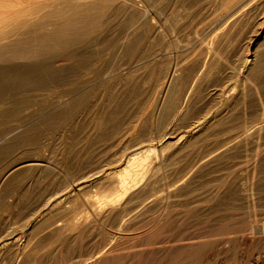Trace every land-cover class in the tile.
<instances>
[{"label": "rangeland", "instance_id": "1", "mask_svg": "<svg viewBox=\"0 0 264 264\" xmlns=\"http://www.w3.org/2000/svg\"><path fill=\"white\" fill-rule=\"evenodd\" d=\"M85 1L90 3L89 1L92 2L94 0H62V1L61 0H0V40L2 41L0 42L3 43V40L4 42H7L9 40L16 38L18 36L17 35L18 33L26 31L28 26L31 25V23H34L35 21L40 19L42 15L45 16L44 14L50 11L59 10L58 8H60L62 9V13H64L66 11L65 6L67 4L83 3ZM219 2H220L219 0H187V1L185 0H182V1L181 0H140L138 1L137 4L133 6H129V8L127 9L126 7H128L129 4L128 5L126 3L119 4L118 1H111V3L109 1H104L103 5L110 4V8H107L106 9L107 11L103 14V16H101L102 23L100 27L96 31H94L95 33H92L91 35L77 41L75 47L72 48L71 50L55 52L56 54L51 53V56L49 54L48 55L43 54L36 58H32L28 60L20 59V60L10 61V60H7V57L3 58V60L0 59V100L4 101L3 103L2 101H0L1 102L0 106L2 107V109L0 107V110H1L0 111V149L2 148L1 149L2 153L0 154V213H1L0 214V238L2 240H0V243L2 241L1 244H3L4 240H8L7 245L2 246L0 244V264H13V263L23 264L24 262H26L25 264H27L28 262L32 264L33 263L34 264H59L60 262H62L63 258H65L66 256L68 257H66L64 259L65 261L63 260V262L67 263L69 261L70 263L72 260H76L74 256L78 258L79 255L85 253L84 251H86L87 248L95 244L103 243L105 239L101 240V237L102 236L106 237L107 235L106 232L107 233L110 232L111 229H112V236H111L110 242L117 243L123 247L125 245L124 250L126 249L128 250L130 249L131 246H137L135 247V249H137L138 247H141L142 244L145 242H161L162 240L166 242V241L171 240L172 238L174 240L176 239V235L195 236V234H198L197 236H200V235L205 236V233H206L205 231H207L208 234L206 233V235L212 236L214 234H217V236H219L222 230L223 231L229 230L231 228H234V227H237L243 224L244 222L246 223L247 220H249L252 216H255L258 218H261L262 216L264 217V186H263L264 185V178H263L264 177V174H263L264 173V156H263L264 155L263 154L264 153L263 152L264 151V143H263L264 140L260 139L263 145L262 147V145L258 141V139L261 137L259 136L257 140L256 138H254V140L252 139V141L250 140L247 141V143L244 144L245 147L244 145H242V146H238L236 149H232L233 151L230 150V152H228L230 154L227 153L225 156H223V158L219 159L220 162L217 160V161H214L211 165H208V167L204 166V168L202 167L203 169L199 168L200 170L199 169L194 170L196 175L193 174L194 172L191 173L190 175L191 182H189L188 185H190V187L188 186V188L194 189L195 187V190L198 189L197 190L198 193L201 192V194H203V197L204 195L207 196L208 194L212 196L211 199L212 201L215 200L214 201L215 203L210 201L212 202L211 211H213L214 213L208 212L206 214H200L198 213L199 211L196 212L195 210H193L192 213L190 211L189 214L185 216L187 218L186 221L184 217L180 219L181 221L179 219H175L176 218L175 216L176 214V207H175L176 206V195H175L174 197L170 199V205L172 206L171 208L173 209L170 208L171 212L167 211L170 217L166 214V216L163 217L161 221L160 220L158 221L157 220L158 211L156 209H152V212L150 211L149 213H144L143 214L144 217L139 215V217L135 219L136 221L135 220L133 221L131 220L129 222L127 221L125 225H123V230L121 234H119L120 229L117 226H115L114 222L112 223V221H109L106 224L103 223V225L99 224L100 225L98 226V228H100L99 230L96 227L94 228L91 227L92 228L91 230L87 228L83 233H78V230L76 231L65 230V231L60 232V235H59L58 232L53 231L54 225L56 224L62 225V223H67L74 217L81 218V216L82 217L88 216L92 218L93 216L91 214V208L94 206V204L88 202L87 198H89L90 200H97V197H101L105 193L106 194L109 193L111 189L110 187L113 184H115L113 182L115 181V179L113 178L114 176L116 178V175L113 176L112 178L113 180L111 178H109V180L105 178L103 179L104 175L107 173H111V171L112 172L117 171L120 167H123L124 165L128 164L129 163L127 162L129 158L128 156L131 157L132 156L131 153L135 151H142L148 145L149 146L147 149H149V147L154 146L155 150L148 152L149 153L148 158L151 160L150 161L148 159V162L152 164H157L158 162L165 161L164 162L165 167L163 166L157 172V174L151 179L150 185L147 188L148 189L150 188L149 190H157V189L160 190L161 189L160 191L162 190L167 191L171 187L169 186L165 187L163 184H166L169 181L175 180L176 171L184 169L189 163H191L193 160L196 159L195 157L200 156L205 151L210 149V147H212L213 144L217 145L220 142V140L222 141L229 135H234L235 133L238 134L239 131H240L239 133L242 134L244 130H246L247 128L249 130L250 127L253 128V126L257 124L258 121L261 120V118L262 119L264 118V38L263 37L259 39L255 38V35L257 32H256V28H253L254 25L251 23L252 22L251 18L248 19V21L247 20L238 21V23H241V26L236 22L233 25L236 27V28L234 27V29L236 30L233 29V26H231L230 29L227 27L229 29L227 30L225 26V20L227 18L224 17L225 16L224 14L226 12L225 13L224 11L220 12V9L218 8V5H217L219 4ZM191 4H194V5H191ZM237 4H239V1L234 5L236 6ZM137 5L138 7H136ZM234 5L231 6V8L228 9V11L230 10L232 11V9H234L235 7ZM139 6L142 8H140ZM212 6L213 7L215 6V7L213 8ZM124 7L126 9H124ZM127 10L128 12H126ZM257 11L259 10L255 9V11L252 12L253 15L260 16L261 12H257ZM217 13L218 14L220 13L219 14L220 19H217L218 18ZM214 14H216V16ZM51 15L48 18L46 17L47 21L49 19L48 21L49 24L45 25L43 29L41 28V29H38L37 31L49 30L53 28V26L56 27L58 24H60V22L62 21V17L64 16L63 15L61 17L62 14L61 15L56 14L51 17ZM167 15L170 17L168 18ZM26 19H28V21ZM166 19L169 22H167ZM22 20H24L25 22L26 21L28 22L26 23L27 26L24 21H23L24 24L22 25L23 23L21 22ZM176 21L180 22V24L179 23L177 24ZM249 21H250V24L253 25V27L249 24ZM8 24H11V25L9 26ZM182 24L184 25L182 26ZM208 24H211V25H208ZM221 24H224V25L221 26ZM6 25L14 29L13 30L14 34L12 33L11 29L10 31H7L9 30V27L8 28L5 27ZM3 29H6V32L8 33L10 32L12 34L7 33L8 35H10L8 36L5 30ZM15 29H17L16 31L17 34H15ZM1 30H3L2 34H1L2 32ZM146 30H148V32ZM182 31H184V33H181ZM215 31H217V33ZM219 32L220 34L218 36ZM122 33H123V36H122ZM127 33L129 36L127 35V37H125L124 35H126ZM145 33L148 35H146ZM214 33H216L217 35H215ZM221 33H224L223 37H221L223 35ZM227 34L228 35L231 34V35L227 36ZM2 35L6 37H3ZM12 35H15V36H12ZM213 35L215 37L217 36L218 39H216L217 37L215 38ZM225 35L227 36V38L225 37ZM128 38L130 39V41L129 40L126 41V39ZM215 39L217 41H215ZM178 40L180 41L179 43H177ZM219 40H221L220 41L221 43L219 42ZM131 41L133 42L131 43ZM185 42H187L188 44L190 43V44L188 45ZM252 42L254 44H252ZM209 45H212V46L208 47ZM203 47L209 48L210 53L207 48L205 49ZM202 50L204 52H201ZM197 51H200L201 53ZM206 51L207 53H205ZM213 51H215L216 53L215 52L213 53ZM247 51L249 52L254 51L255 54H257L256 58L258 57V59H256L255 61L256 64L254 63V65L250 69V72L247 75L249 78L246 77L243 79V82H241L242 78H240V76H239V81L236 78H238L237 76L239 75V70H241L242 68V66L240 65H242L243 55H246ZM194 53H195V56H194L195 59L193 60L194 57L192 58V56ZM196 53H198L199 55L196 56ZM208 53H209L210 58L208 57ZM210 54H212L213 56L212 55L210 56ZM149 55L151 56V58ZM183 55L186 56L185 59L186 60L188 59L187 61H190L192 59L190 63H187V62H186L187 64L185 63L186 60L184 59ZM201 55L203 56L201 57ZM205 55L207 57H204ZM211 57L212 59H214V61L211 59ZM41 58L47 61H45L44 63L43 62L44 60ZM4 59H6V62ZM150 59L152 60L150 61ZM41 60H42V64H41ZM178 60L180 62H178ZM208 60L210 61L212 60L213 62L211 61L212 62L211 63ZM198 61L200 64L198 63ZM207 61L210 65L207 64ZM201 62H203L204 65L201 64ZM183 64H186V65L183 66ZM190 64H193V65H190ZM215 64H217V67ZM176 65L177 66L179 65V66L176 67ZM201 65L204 67H202ZM213 65H215V67ZM138 67L140 68L138 69ZM166 67L168 68V73H167ZM180 67L183 71L179 69ZM205 67L206 68L208 67L209 69L212 67L210 69L211 71L208 68L205 70L204 69ZM176 68L178 69L175 70ZM163 69H165L166 73L164 71L163 72L167 74L168 78L165 74H163L164 76L161 74L162 73L161 71ZM203 70H205V75L200 76L199 77L200 80L199 79L196 80L198 85L197 83H195L196 82L195 81L194 83L196 85L194 86V83H193V87H192L191 81L188 82L187 80L188 79L191 80L192 75L196 73V71L204 72ZM159 71L160 73H158ZM184 73H186L188 77ZM159 74H161V76H163L164 78L163 77L161 78ZM176 76H177L176 78L177 81L175 80V83H174L173 79ZM26 78H29V79H26ZM159 79L165 80V82L160 81ZM180 81L181 82L186 81V84L184 82L181 84ZM187 83L191 84V87H190L191 89H188L189 85ZM234 83H237L238 85ZM172 84L177 85V86L176 85L174 86V87H177V90L176 88L173 87ZM178 84L180 85L179 87H178ZM227 84L230 87L232 85L231 91H230L232 93L229 92L230 88L228 90V93H230V95L228 94L229 96L227 95V92H224V91L222 92V89H224L227 86ZM87 85L88 87H86ZM244 85H245V88H244ZM184 86L186 87V89ZM194 87L198 89L196 90V92H195ZM239 88L242 90H240ZM179 89L181 90L179 91ZM184 89L186 92L184 91ZM233 90L234 91L237 90V92H234ZM191 91H194V93L196 94H193ZM177 92L179 93V96L181 94L182 95L180 97L176 96L178 95ZM217 92H219L220 94H218ZM185 93L188 95L186 96ZM222 93H225V95ZM241 93L243 97L241 96ZM68 95L70 98L68 97ZM174 95L176 98L178 97L177 99L179 103L175 99ZM194 95L196 96V98ZM238 97H240V100H238L239 99ZM213 98L214 99L216 98V100H214ZM224 99L225 100L228 99L226 104L229 105L230 108L226 104L223 105V103L225 102ZM176 101L178 103L177 106L178 107L180 106L178 108V111L176 107ZM174 102L175 104H173ZM215 102L222 103V104L218 105L217 103L215 104ZM2 104L5 105L4 111H2L3 106H4V105L2 106ZM170 104L171 106L174 105V107L172 106L174 109L170 106ZM220 105H223V108H224V111L222 113L224 114L225 110H226V113L225 115L221 114L219 116L222 117L223 115V117L226 119H223L217 116L218 118L216 119L214 125H211L213 126V128H215V131L212 127L211 128L208 127L209 129L207 128L205 130V133L204 131H202L203 133L199 131H195L193 132L192 138L188 140V137L186 136L187 135L186 131L187 129L194 127V122L197 120V118L204 115L205 113L207 115L208 113H213V110ZM231 105H232V108H231ZM201 106L202 107L205 106V107L202 108ZM181 107L184 109L182 110ZM206 107L207 108L210 107V108L207 109ZM225 107H227L228 109ZM198 108H200V111H198L199 110ZM59 110L62 112L61 115L58 118L54 119L52 123L50 122L49 123L50 125L48 124L46 125L42 123L46 117H50L56 114L57 112H60ZM86 111H88V114H86ZM179 111L182 113H180ZM202 111L203 113H201ZM93 112H97V115L95 116L91 115ZM196 112H197V115H196ZM198 112L201 114H199ZM184 115L187 118H185ZM98 119L101 121H99ZM187 123H188L189 128L188 126H186ZM232 127L236 128V130L235 129L233 130ZM237 127L239 128L237 129ZM35 128L37 130H34ZM241 128L243 129V131ZM252 128H250V130ZM206 131L212 134V135L208 134L209 136L208 139L210 140V137H211V139L214 140V142L212 140L210 142L207 139ZM218 132L220 134L222 133V135H221V138L219 137L220 135L216 136L217 137L216 139L215 135L216 134L218 135L219 134ZM263 134H264V130L262 131V138L264 136ZM182 136L183 138H181ZM65 137H67L68 139ZM203 137H205V139H203ZM184 138L188 144L186 145V147L182 148L180 151L176 153V143L174 145V141L176 142L177 140L178 141L182 140L179 142V144L181 142L184 143L186 142L185 140L183 141ZM191 140L192 141L194 140V142H197L198 144L193 143L195 144V146L192 145ZM255 141L259 143L258 145L259 151H257L258 158H256V162H255L257 165L256 164L253 165L252 162H253L254 154H251L252 152L253 153L256 152L254 148L255 147L254 143H256ZM252 142L254 143L252 144ZM189 144H191V146ZM199 144L201 147L198 146ZM205 144H207L208 146L210 145L209 147L206 145L208 148L207 150H206ZM160 146H162V149H160ZM202 146H204L205 151H203ZM246 147H247V150L245 149ZM196 149L197 150L199 149L198 151L200 152V154ZM173 150H175V152H172ZM231 151L234 152L233 155ZM151 153L154 155H152ZM171 156H173L174 158ZM168 157H171V158H168ZM244 157L247 159H245ZM191 158H192V161H191ZM158 159H160L161 161ZM173 159L175 163L172 162ZM244 159L248 161L247 163L249 164L247 163L244 164L246 162ZM258 159H260L261 161H259ZM166 160H168L170 163L172 162L171 164L173 168L171 167L170 163ZM242 162L244 165L242 164ZM177 163L178 165H176ZM184 163L186 165H184ZM232 164L233 166L230 167ZM236 165L237 166L239 165V168L236 167ZM245 165L246 166L248 165L247 168ZM251 165L253 166L251 167ZM10 166H15L17 170L15 169V171L9 176L4 175V172H5L4 170L9 168ZM213 166L215 168H213ZM254 166L256 168H254ZM216 167L219 169V171L217 170ZM93 169L99 172H97L96 174ZM213 169H216V171ZM243 169L246 172L248 171V175L246 172H243ZM204 170L206 171V173L204 172ZM254 170L256 171L258 170L259 173L254 172ZM251 172L252 174L254 173V175L251 176ZM227 173L232 178L234 176L235 178V179L233 178L234 182L233 181L231 182L232 179L230 180L231 177L229 178ZM224 174L225 176H223ZM208 175L210 176L208 177ZM260 175H261V178L259 179ZM220 176L222 178H220ZM226 177L228 178V180ZM161 178L164 180H162ZM204 178L209 179L208 181L209 183L206 182L207 179H204ZM250 178L252 179L250 180ZM73 179L74 181L76 179V181L74 182ZM156 179L160 181H157ZM246 180H248L247 181L248 184L249 183L251 185L253 184L252 187L254 188L253 189L254 197L256 194L261 193V194L256 195L258 200L261 199L260 201H258L255 197V202H254L255 207L254 208L252 207L249 208V206L247 205L246 198H244L245 193L243 190L247 189L250 186V184L248 186L245 185L247 184ZM226 181L228 182L226 183ZM250 181H252V183ZM107 182L109 184L111 183L112 185L108 187ZM158 182L159 184H156ZM193 182L194 183L196 182V184H193ZM200 183L202 184L201 186H200ZM64 184L68 185V187L65 186ZM192 184L196 186H193ZM222 185H224L225 187H223ZM241 185H244V186H241ZM162 186L164 187L162 188ZM207 186L208 188H210L211 194L208 193L209 189L206 188ZM64 187L66 188L64 189ZM215 187H218L216 188L217 190L220 189L217 192L216 196H214V193H213L214 191H216ZM242 187H244L243 190H242ZM107 188H109V190ZM147 188L144 191H149L147 190ZM259 188L261 190L260 192H258L259 190H256ZM77 189H80V190L82 189L81 191L83 193H81L80 190L77 191ZM204 189L206 190V192L204 191ZM225 189L229 191V194H227L228 191L225 192L226 191ZM105 190H108V191H105ZM69 191H72V193H74L73 199L65 198L66 193ZM173 191H174V194H176V187L173 189ZM230 191L232 194L230 193ZM232 191L233 192L237 191L236 192L237 195L234 194L235 192L233 193ZM220 192L224 194L221 193L222 194L221 195ZM79 193L81 194L79 195ZM218 194L220 196H218ZM231 195L233 199L231 198ZM259 195H260V198L258 197ZM75 197L77 198V200L75 199ZM229 197L232 200H230ZM228 198H229V202L227 201ZM234 198L236 200L237 198L238 200L239 199L240 200L239 201L237 200L238 202H236ZM243 198L245 199V201H243L244 200ZM59 200L60 202L61 200H64V201H62L61 202L62 204H61L59 203ZM145 200L147 201V199ZM145 200H142V201L147 203ZM65 201H68V202H65ZM71 202L73 203L75 202L74 203L75 207L73 206V203ZM144 202L140 203L138 207L140 208L142 207V205L145 206ZM244 202L246 204H244ZM89 205H90V208H88ZM219 205L223 207L225 206L226 208L224 207L225 208L224 209L223 207H220ZM228 206L230 209H228ZM65 209L67 210V213ZM80 209L83 211L82 212L83 214L81 213V215L79 213L81 212ZM222 210H225L227 214H224L225 211H222ZM215 212L217 213L223 212V213L217 214ZM64 213L66 214L64 215ZM190 214H193L194 216ZM218 215H222V216L224 215V217L219 218L220 216ZM150 216L154 218L150 219L151 218ZM245 218L247 219L246 221H245ZM188 219H191V220L193 219V220L191 221ZM198 220L201 221L200 224ZM202 220L204 221V223L202 222ZM218 220H222V222ZM51 221L54 222L53 225ZM175 221L177 222V225L181 223V225L179 227L177 226V228H176ZM190 221L192 224L194 222V225H195L194 227L196 228H197V225L199 224L198 225L200 226L198 228L199 230L192 227L193 225L190 223ZM50 222H51V225H50ZM139 222H140V226L137 225ZM196 222H197V225H196ZM219 222L222 226L219 224ZM240 222H243V223H240ZM109 223L112 224V226L111 225L108 226ZM134 224H136L137 226L135 225L134 227ZM151 224L155 228L151 227L152 226ZM104 226L105 228L106 227L107 228L105 229ZM156 227H159L158 228L159 230H157ZM189 227L191 231L189 230ZM108 228L110 230H108ZM152 228H154V230ZM192 228L195 231V232L193 231L194 233H192V230H193ZM213 229H215V231H213ZM125 231H128V232H125ZM151 231L152 233H150ZM200 231H203V232H200ZM144 232L145 234H143ZM188 233H190L191 235ZM199 233L201 234L199 235ZM82 234L85 235L84 236L85 238L83 237ZM117 235L118 237L120 235V238H118ZM70 236L71 237L74 236L73 239ZM129 236L131 238L133 237V241ZM80 240H82L81 243H80ZM72 242L76 246L74 244L73 246ZM130 242H131V245H130ZM13 244L14 246H12ZM10 246L13 248H11ZM32 246L34 247V249ZM21 247L23 249L22 251L26 252V258L29 257L28 260L30 259V261L25 259L24 252L20 251ZM27 249H30V250H27ZM35 249L38 251H36V253L34 254L33 251H35ZM170 249H165V250L164 249H154L153 252H149L148 254H147L148 251L146 250L139 251V252L137 251V252H134L135 254L132 253V256H131V253L121 254L122 256L118 255L117 257H115V259L114 258L109 259L107 263L109 262L110 264H176V258L178 255L180 256L182 254V256H184L183 252H185V255L189 253V251H183V250L176 251V248H170ZM157 250L158 251L160 250L161 252L160 251L158 252ZM163 251L166 253V255ZM41 252H43V254ZM32 255L36 257V260H35V257H33ZM40 255L42 256V259L40 258L42 261L37 257ZM124 255L125 256L127 255L126 256L127 259L124 258L125 257ZM37 258L39 261L37 260ZM116 258H118V260ZM20 259L23 261L22 263ZM70 259L72 260L70 261ZM14 260L16 263L14 262ZM56 261H59V262L57 263ZM63 262L60 264H63Z\"/></svg>", "mask_w": 264, "mask_h": 264}, {"label": "bare ground", "instance_id": "2", "mask_svg": "<svg viewBox=\"0 0 264 264\" xmlns=\"http://www.w3.org/2000/svg\"><path fill=\"white\" fill-rule=\"evenodd\" d=\"M62 1V0H61ZM104 1H109L110 3H111V1H118L119 2V4L120 3H126L127 5H128V7H126L127 9L129 8V6H133V5H135V4H137L138 3V1H140V0H94V1H89L90 3H88V2H83V3H76V4H67L65 7H66V11L64 12V13H62V9H60V8H58L59 10H55V11H50V12H48V13H46V14H44L45 16H43L42 15V17H40V19H38L37 21H35L34 23H31V25L30 26H28V28H27V30L26 31H24V32H20V33H16V31H17V29H15V34H17L18 36L16 37V38H14V39H12V40H9V41H7V42H4V40H3V43H1L0 42V59H2L3 60V58H6L7 57V60H12V61H15V60H22V59H24V60H28V59H32V58H36V57H38V56H40V55H43V54H49L50 56H51V53H55V52H59V51H67V50H71L72 48H74L75 47V45H76V43H77V41H79L80 39H83V38H85V37H87V36H89V35H91L92 33H95L94 31H96L99 27H100V25H101V23H102V21H101V16H103V14L107 11L106 9L107 8H110V4L109 5H103V2ZM182 1V0H181ZM185 1H187V0H185ZM220 2H219V4H217L218 5V8L220 9V12H222V11H224V17L225 18H227L226 20H225V26H226V29L227 30H229L230 29V27L231 26H233L236 22L238 23V21H243V20H247L248 21V19H250L251 18V23L254 25V27H253V25H251L250 24V21H249V24L253 27V28H256V35H255V38L257 39H259V38H261V37H263L264 38V15H263V13H264V0H219ZM239 1V4H237L236 6L234 5V4H236L237 2ZM177 2V1H176ZM216 2V1H215ZM73 3V2H72ZM143 3V2H142ZM211 3V2H210ZM214 3V2H213ZM218 3V2H217ZM113 4H114V2H113ZM112 4V5H113ZM116 4V3H115ZM184 5V4H183ZM185 5H186V3H185ZM188 5V4H187ZM191 5H194V4H191ZM216 5V6H217ZM235 6L234 7V9H232V11L230 10V11H228V9H230L231 8V6ZM125 6V5H124ZM196 6V5H195ZM194 6V7H195ZM44 7V6H43ZM136 7H138V5L136 6ZM140 7V6H139ZM183 7V6H182ZM181 7V8H182ZM207 7V6H206ZM213 7V6H212ZM215 7V6H214ZM213 7V8H214ZM112 8H114V7H112ZM125 7H124V9H126ZM140 8H142V7H140ZM184 8V7H183ZM188 8V7H187ZM190 8V7H189ZM134 9H136V8H134ZM193 9V8H192ZM216 9V8H215ZM255 9L257 10H259V11H257V12H261L260 13V16H258V15H253V11H255ZM110 10V9H109ZM123 10V9H122ZM130 10V9H129ZM137 10H139V9H137ZM173 10V9H172ZM181 10V9H180ZM115 11V10H114ZM171 11V10H170ZM179 11V10H178ZM216 11V10H215ZM126 12H128V10L126 11ZM125 12V13H126ZM133 12V11H132ZM183 12V11H182ZM186 12V11H185ZM176 13V12H175ZM184 13V12H183ZM216 13V12H215ZM14 14V13H13ZM52 14V15H51ZM61 15V17H62V21L60 22V24H58V23H56V24H58L56 27H54L53 26V28H51V29H49V30H40V31H37L38 29H43V27L45 26V25H47V24H49V19H48V21H47V19H46V17L48 18L50 15H51V17L52 16H54V15ZM124 14V13H123ZM128 14V13H127ZM140 14V13H139ZM186 14V13H185ZM218 14V13H217ZM220 14V13H219ZM219 14H218V18L217 19H220L219 18ZM252 14V15H251ZM107 15V14H106ZM148 15V14H147ZM146 15V16H147ZM170 15V14H169ZM188 15V14H187ZM215 16H216V14H214ZM213 15V16H214ZM127 16V15H126ZM133 16V15H132ZM131 16V17H132ZM143 16V15H142ZM153 16V15H152ZM221 16V15H220ZM16 17V16H15ZM37 17V16H36ZM59 17V16H58ZM57 17V18H58ZM167 17L169 18L170 16H168L167 15ZM177 17V16H176ZM194 17V16H193ZM137 18V17H136ZM175 18V17H174ZM222 18V17H221ZM28 19H30V18H28ZM28 19H26L27 21H28ZM133 19V18H132ZM147 19V18H146ZM145 19V20H146ZM181 19V18H180ZM185 19V18H184ZM120 20V19H119ZM183 20V19H182ZM181 20V21H182ZM191 20V19H190ZM215 20V19H214ZM214 20H213V22H214ZM24 20H22L21 22H23ZM25 22V24L26 23H28V22ZM31 21H32V19H31ZM166 21L167 22H169L167 19H166ZM180 21V20H179ZM192 21V20H191ZM216 21H218V20H216ZM247 21H246V23H247ZM20 22V23H21ZM24 22L22 23V25L24 24ZM165 22V21H164ZM177 22V21H176ZM189 22V21H188ZM212 22V23H213ZM126 23V22H125ZM180 24V22H177V24ZM182 23V22H181ZM187 23V22H186ZM216 23V22H215ZM12 24V23H11ZM11 24H8L9 26L11 25ZM13 24H15V23H13ZM17 24V23H16ZM30 24V23H29ZM132 24V23H131ZM130 24V25H131ZM165 24V23H164ZM170 24V23H169ZM176 24V25H177ZM214 24V23H213ZM240 26H241V23H238ZM8 25H6L5 27H9ZM19 25V24H18ZM184 24H182V26H183ZM208 25H211V24H208ZM222 25H224V24H221V26ZM248 25V24H247ZM14 26V25H13ZM12 26V27H13ZM26 26H27V24H26ZM128 26V25H127ZM136 26V25H135ZM168 26V25H167ZM181 26V25H180ZM216 26V25H215ZM250 26V27H251ZM17 27V26H16ZM211 27V26H210ZM213 27V26H212ZM229 29H228V28ZM234 27L235 26H233V29H234ZM20 28H21V26H20ZM136 28V27H135ZM219 28H221V27H219ZM222 28H224V27H222ZM236 28V27H235ZM252 28V29H253ZM10 29L12 30V33H13V28H11V27H9V30H7V31H10ZM44 29H46V28H44ZM178 29V28H177ZM212 29V28H211ZM237 29H238V27H237ZM242 29V28H241ZM3 30H5V32H6V29H3ZM3 30H1L2 32H1V34L3 33ZM20 30V29H19ZM157 30V29H156ZM214 30V29H213ZM234 30H236V29H234ZM127 31V30H126ZM147 32H148V30H146ZM220 31V30H219ZM222 31V30H221ZM223 31H224V29H223ZM248 31V30H247ZM4 32V33H5ZM138 32V31H137ZM146 32V33H147ZM186 32V31H185ZM216 33H217V31H215ZM226 32V31H225ZM232 32V31H231ZM230 32V33H231ZM8 32H6V34H7ZM10 33V32H9ZM8 33V34H9ZM12 33H10V34H12ZM32 33V34H31ZM125 33V32H124ZM130 33V32H129ZM145 33V34H146ZM181 33H184V31H182ZM192 33V32H191ZM216 33H214L215 35H217ZM5 34V35H6ZM7 34V35H8ZM14 34V33H13ZM143 34V33H142ZM179 34V33H178ZM187 34V33H186ZM197 34V33H196ZM212 34V33H211ZM219 34H220V32L218 33V36H219ZM221 34H223L221 37H223L224 36V33H221ZM226 34V33H225ZM236 34V33H235ZM127 35H128V33L126 34V35H124L125 37H127ZM137 35V34H136ZM146 35H148V34H146ZM189 35H191V34H189ZM229 35H231V34H229ZM228 34H227V36H229ZM3 36V35H2ZM1 36V37H2ZM8 36H10V35H8ZM7 36V37H8ZM12 36H15V35H12ZM122 36H123V33H122ZM129 36V35H128ZM196 36V35H195ZM214 36V35H213ZM227 36L225 35V37L227 38ZM3 37H6V36H3ZM2 37V38H3ZM124 37V38H125ZM138 37V36H137ZM143 37V36H142ZM199 37V36H198ZM215 37V36H214ZM217 37V36H216ZM215 37V38H216ZM224 37V38H225ZM123 38V39H124ZM188 38V37H187ZM220 38V37H219ZM177 39V38H176ZM181 39V38H180ZM202 39V38H201ZM213 39V38H212ZM216 39H218V37L216 38ZM215 39V41H217ZM130 41V39L128 38V39H126V41ZM195 40V39H194ZM223 40V39H222ZM6 41V40H5ZM120 41V40H119ZM124 41V40H123ZM123 41H121V42H123ZM177 41V40H176ZM221 40H219V42H220ZM125 42V41H124ZM133 41H131V43H132ZM180 41L178 40V42L177 43H179ZM211 42H212V40H211ZM120 43V42H119ZM127 43V42H126ZM185 43H187V42H185ZM215 43V42H214ZM214 43H212V44H214ZM221 43V42H220ZM249 43V42H248ZM129 44V43H128ZM127 44V45H128ZM188 44V43H187ZM190 44V43H189ZM188 44V45H189ZM217 44H218V42H217ZM252 44H254L253 42H252ZM121 45V44H120ZM130 45V44H129ZM210 46H212V45H209L208 47H210ZM219 46V45H218ZM220 46H221V44H220ZM122 47V46H121ZM180 47V46H179ZM214 47V46H213ZM123 48V47H122ZM183 48V47H182ZM196 48H198V47H196ZM203 48H207V47H203ZM108 49H110V48H108ZM190 49V48H189ZM202 49V48H201ZM205 49H204V51H205ZM208 49V51H209V48H207ZM186 50V49H185ZM200 50V49H199ZM253 50V49H252ZM257 50V49H256ZM255 50V51H256ZM104 51V50H103ZM180 51V50H179ZM203 50L201 51V52H204ZM233 51V50H232ZM197 52H200V51H197ZM200 52V53H201ZM215 51H213V53H214ZM77 53V52H76ZM87 53V52H86ZM143 53V52H142ZM178 53V52H177ZM192 53V52H191ZM205 53H207V51L205 52ZM204 53V54H205ZM209 53H210V51H209ZM209 53H208V57H209ZM212 53V54H213ZM216 53V52H215ZM56 54V53H55ZM58 54V53H57ZM67 54V53H66ZM84 54V53H83ZM152 54V53H151ZM212 54H210V56L212 55ZM228 54V53H227ZM245 54V53H244ZM79 55V54H78ZM82 55V54H81ZM153 55V54H152ZM187 55V54H186ZM189 55V54H188ZM197 55H199L198 53H196V56ZM256 55L257 54H255V52L254 51H247V53H246V55H243V58H242V65H240V66H242V68H241V70H239V75L237 76L238 78H236V79H238V81H239V76H240V78H242V80H241V82H243V79L244 78H249L247 75H248V73L250 72V69L252 68V66L254 65V63H255V61H256V59H258V57L256 58ZM69 56V55H68ZM77 56V55H76ZM150 56V55H149ZM159 56V55H158ZM160 56H161V54H160ZM159 56V57H160ZM192 56V55H191ZM195 56V53L193 54V56H192V58ZM203 55H201V57H202ZM213 56V55H212ZM237 56V55H236ZM46 57V56H45ZM140 57V56H139ZM157 57V56H156ZM183 57H184V59H185V55H183ZM204 57H207L206 55L204 56ZM203 57V58H204ZM215 57V56H214ZM52 58H54V57H52ZM51 58V59H52ZM150 58H151V56H150ZM199 58H200V56H199ZM202 58V59H203ZM210 58V57H209ZM208 58V59H209ZM41 59H43V58H41ZM179 59V58H178ZM190 59H191V57H190ZM189 59V60H190ZM195 59V57L193 58V60ZM211 59H212V57H211ZM5 60V62H6V59H4ZM33 60H35V59H33ZM44 60V59H43ZM70 60V59H69ZM140 60V59H139ZM152 59H150V61H151ZM186 60V59H185ZM184 60V61H185ZM188 60V59H187ZM185 61V63L187 62V63H190V61L192 60H190V61ZM213 61H214V59H212ZM211 60V61H212ZM216 60V59H215ZM9 61V62H10ZM45 61H47V60H44L43 62L45 63ZM93 61V60H92ZM138 61V60H137ZM181 61H183V60H181ZM200 61H201V59H200ZM205 61V60H204ZM203 61V62H204ZM209 62H211L210 60H208ZM208 61H207V64H209L208 63ZM212 61V62H213ZM140 62V61H139ZM178 62H180L179 60H178ZM203 62H201V64H203ZM211 62V63H212ZM234 62V61H233ZM239 62V61H238ZM86 63V62H85ZM158 63H160V62H158ZM186 63V64H187ZM198 63H199V61H198ZM241 63V62H240ZM239 63V64H240ZM41 64H42V60H41ZM134 64V63H133ZM140 64H142V63H140ZM186 64H183V66L184 65H186ZM194 64V63H193ZM193 64H190V65H193ZM196 64V63H195ZM200 64V63H199ZM207 64H206V66H207ZM256 64V63H255ZM88 65V64H87ZM204 65V64H203ZM210 65V64H209ZM216 65V67H217V64H215ZM215 65H213L214 67H215ZM221 65V64H220ZM94 66V65H93ZM96 66V65H95ZM138 66H139V64H138ZM179 66V65H178ZM177 65H176V67H178ZM180 66H181V64H180ZM202 66V65H201ZM200 66V67H201ZM163 67V66H162ZM191 67V66H190ZM194 67V66H193ZM196 67V66H195ZM202 67H204V66H202ZM86 68V67H85ZM140 67H138V69H139ZM159 68V67H158ZM165 68V67H164ZM167 68V67H166ZM171 68V67H170ZM186 68V67H185ZM208 68V67H207ZM206 67L204 68L205 70L207 69ZM212 68V67H211ZM210 68V69H211ZM255 68V67H254ZM130 69V68H129ZM135 69V68H134ZM178 68H176L175 70H177ZM179 69H181V67L179 68ZM184 69V68H183ZM187 69V68H186ZM198 69V68H197ZM201 69V68H200ZM209 69V68H208ZM209 69V70H210ZM216 69V68H215ZM205 70H203L204 72H202V71H196V73H194L193 75H192V79L191 80H187L188 82H190L191 81V83H192V87H193V83L197 80V79H199V77L200 76H204L205 75ZM34 71V70H33ZM125 71V70H124ZM151 71V70H150ZM166 73V71H165V69H163L161 72V74L163 75V74H165L164 72ZM181 71H183L182 69H181ZM186 71V70H185ZM189 71V70H188ZM211 71V70H210ZM209 71V72H210ZM213 71V70H212ZM178 72V71H177ZM147 73V72H146ZM158 73H160V71L158 72ZM167 73H168V68H167ZM259 73V72H258ZM83 74H84V72H83ZM127 74V73H126ZM161 74H159L160 76H161ZM171 74V73H170ZM177 74V73H176ZM185 75H186V73H184ZM211 74V73H210ZM229 74V73H228ZM22 75V74H21ZM91 75V74H90ZM113 75V74H112ZM124 75V74H123ZM158 75V76H159ZM166 76H167V74H165ZM172 75V74H171ZM183 75V74H182ZM213 75V74H212ZM225 75V74H224ZM109 76V75H108ZM107 76V77H108ZM164 76V75H163ZM163 76H161V78L163 77ZM165 76V77H166ZM173 76V75H172ZM175 76V75H174ZM187 76V75H186ZM261 76V75H260ZM106 77V78H107ZM115 77V76H114ZM113 77V78H114ZM171 77V76H170ZM188 77V76H187ZM206 77V76H205ZM221 77V76H220ZM4 78V77H3ZM105 78V77H104ZM159 78V77H158ZM164 78V77H163ZM167 78H168V76H167ZM167 78H165V79H167ZM177 76L176 77H174V79H173V82L175 83V80L177 81ZM204 78V77H203ZM26 79H29V78H26ZM103 79V78H102ZM146 79V78H145ZM259 79V78H258ZM46 80V79H45ZM112 80V79H111ZM157 80V79H156ZM160 81H163V82H165V80H161V79H159ZM182 80V79H181ZM184 80H186V79H184ZM200 80V79H199ZM204 80H206V79H204ZM249 80H251V79H249ZM237 81V80H236ZM146 82V81H145ZM163 82H161V83H163ZM169 82V81H168ZM172 82V83H173ZM184 81H180V83L182 84ZM203 82V81H202ZM201 82V83H202ZM251 82V81H250ZM99 83H101V82H99ZM177 83V82H176ZM179 83V82H178ZM185 84H186V81L184 82ZM195 83H197V81L195 82ZM194 83V86L196 85ZM200 83V84H201ZM259 83V82H258ZM261 83V82H260ZM32 84V83H31ZM91 84H93V83H91ZM169 84V83H168ZM188 84V83H187ZM199 84V85H200ZM205 84V83H204ZM221 84V83H220ZM234 84H236V85H238L237 83H234ZM233 84V85H234ZM246 84V83H245ZM161 85H163V84H161ZM167 85V84H166ZM173 85V84H172ZM172 85H171V87H172ZM176 85V84H175ZM175 85H173V87L175 86ZM189 85V87H188V89H191L190 87H191V84H188ZM188 85H186V86H188ZM197 85H198V83H197ZM202 85V84H201ZM226 85V84H225ZM235 85V86H236ZM242 85V84H241ZM89 86H90V84H89ZM136 86V85H135ZM168 86V85H167ZM177 86V85H176ZM180 85L178 84V87H179ZM258 86V85H257ZM34 87V86H33ZM86 87H88V85L86 86ZM137 87V86H136ZM185 87V86H184ZM199 87V86H198ZM231 87H232V85H231ZM231 87L227 84V86L224 88V89H222V92L224 91V92H227V95L229 94L230 95V93H232V92H230L231 91ZM85 88V87H84ZM83 88V89H84ZM160 88V87H159ZM174 88H176V90H177V87H174ZM195 88V92H196V90H198V89H196V87H194ZM194 88H192V89H194ZM200 88V87H199ZM229 88H230V90H229ZM240 88H241V86H240ZM239 88V89H240ZM244 88H245V85H244ZM170 89V88H169ZM168 89V90H169ZM183 89V88H182ZM185 89H186V87H185ZM185 89H184V91H185ZM21 90V89H20ZM20 90H18V91H20ZM161 90V89H160ZM181 89H179V91H180ZM228 90H229V92L230 93H228ZM240 90H242V89H240ZM139 91V90H138ZM158 91H159V89H158ZM190 91V90H189ZM200 91V90H199ZM221 91V90H220ZM219 91V92H220ZM234 91V90H233ZM165 92V91H164ZM186 92V91H185ZM193 94H196V93H194V91H191ZM219 92H217L218 94H220ZM234 92H237V90L236 91H234ZM198 93V92H197ZM216 93V92H215ZM240 93V92H239ZM238 93V94H239ZM245 93V92H244ZM168 94V93H167ZM173 94H174V92H173ZM177 94L178 95H176V96H179V93L177 92ZM180 94H181V92H180ZM186 94V93H185ZM190 94V93H189ZM211 94V93H210ZM222 94H224L225 95V93H222ZM182 95V94H181ZM180 95V96H181ZM188 94H186V96H187ZM212 95V94H211ZM217 95V94H216ZM228 95V96H229ZM244 95V94H243ZM66 96V95H65ZM65 96H63V97H65ZM179 96V97H180ZM190 96H192V95H190ZM195 96V95H194ZM218 96V95H217ZM227 96V97H228ZM241 96H242V93H241ZM240 96V97H241ZM247 96V95H246ZM68 97H69V95H68ZM148 97V96H147ZM174 97H175V95H174ZM183 97V96H182ZM185 97V96H184ZM219 97H220V95H219ZM222 97V96H221ZM236 97V96H235ZM240 97H238L239 99L238 100H240ZM243 97V96H242ZM70 98V97H69ZM162 98V97H161ZM178 98V97H177ZM176 97H175V99L178 101V99H177ZM187 98V97H186ZM193 98V97H192ZM195 98H196V96H195ZM224 98V97H223ZM229 98V97H228ZM59 99V98H58ZM166 99V98H165ZM180 99V98H179ZM182 99V98H181ZM184 99V98H183ZM191 99V98H190ZM214 99V98H213ZM237 99V98H236ZM96 100V99H95ZM196 100V99H195ZM194 100V101H195ZM198 100V99H197ZM200 100V99H199ZM214 100H216V98L214 99ZM225 100V99H224ZM228 100V99H227ZM227 100H225V102L223 103V105H225L226 104V102H227ZM234 100V99H233ZM0 101H2V100H0ZM60 101V100H59ZM98 101V100H97ZM177 101H176V107H177V111H178V108L180 107H178L177 106V104L179 103V101H178V103H177ZM223 101V100H222ZM237 101V100H236ZM4 101H2V103H3ZM61 102V101H60ZM73 102V101H72ZM219 102H220V100H219ZM57 103H58V101H57ZM167 103V102H166ZM186 103V102H185ZM222 104V103H218V102H215V104ZM230 103V102H229ZM255 103V102H254ZM173 104H175V102L173 103ZM188 104V103H187ZM203 104V103H202ZM231 104V103H230ZM263 104V103H262ZM0 105H1V102H0ZM4 104H2V106H3ZM139 105V104H138ZM184 105V104H183ZM223 105H220V106H218V107H216L214 110H213V113H208V115L205 113L204 115H202V116H200L199 118H197V120L194 122V127L193 128H189V126H188V123H187V125L186 126H188V128L189 129H187V137H188V140L189 139H191L192 138V136H193V132H195V131H199V132H202V131H204V133H205V130L208 128V127H212L213 128V126H211V125H214V123H215V121H216V119L218 118V117H221V116H219V115H221V114H223L222 112L224 111V108H223ZM227 105V104H226ZM78 106V105H77ZM95 106V105H94ZM117 106V105H116ZM170 106H171V104H170ZM173 107H174V105H172ZM171 106V107H172ZM188 106V105H187ZM227 106H229V105H227ZM234 106V105H233ZM248 106V105H247ZM1 107V106H0ZM4 107H5V105L3 106V110L2 111H4ZM90 107V106H89ZM172 107V108H173ZM202 107V106H201ZM200 107V108H201ZM203 107H205V106H203ZM202 107V108H203ZM213 107H214V105H213ZM213 107H212V109H213ZM111 108V107H110ZM166 108V107H165ZM200 108H198L199 110L198 111H200ZM201 108V109H202ZM207 108V107H206ZM210 108V107H209ZM209 108H207V109H209ZM225 108H227V107H225ZM229 108H230V106H229ZM231 108H232V105H231ZM260 108V107H259ZM1 109H2V107H1ZM174 109V108H173ZM181 109L183 110L184 108H182L181 107ZM181 109H180V111H181ZM205 109V108H204ZM203 109V110H204ZM228 109V108H227ZM88 110V109H87ZM104 110V109H103ZM121 110V109H120ZM1 111V110H0ZM60 111V110H59ZM91 111V110H90ZM179 111V112H180ZM185 111V110H184ZM206 111V110H205ZM228 111V110H227ZM207 112V111H206ZM61 111L60 112H57L56 114H54V115H52V116H50V117H46L45 119H44V121L42 122L43 124H48V125H50L49 123L51 122H53L54 121V119H56V118H58L60 115H61ZM180 113H182V112H180ZM179 113V114H180ZM184 113V112H183ZM199 113V112H198ZM201 113H203V111L201 112ZM201 113H199V114H201ZM225 113H226V110H225ZM225 113L223 114V115H225ZM229 113V112H228ZM5 114V113H4ZM85 114V113H84ZM86 114H88V111H86ZM103 114V113H102ZM185 114V113H184ZM187 114V113H186ZM91 115H97V112H93ZM101 115V114H100ZM108 115H110V114H108ZM113 115V114H112ZM195 115V114H194ZM196 115H197V112H196ZM223 115H222V117L221 118H223V119H226V118H224L223 117ZM226 115H228V114H226ZM87 116V115H86ZM99 116V115H98ZM185 116V115H184ZM218 116V117H217ZM90 117V116H89ZM178 117V116H177ZM236 117V116H235ZM97 118H99V117H97ZM185 118H187L186 116H185ZM6 119V118H5ZM192 119V118H191ZM222 119V120H223ZM235 119V118H234ZM82 120V119H81ZM81 120H80V122H81ZM99 120V119H98ZM60 121V120H59ZM99 121H101V120H99ZM99 121H98V123H99ZM219 121V120H218ZM252 121V120H251ZM255 122V121H254ZM63 123V122H62ZM88 123H89V121H88ZM98 123H97V125H98ZM227 123V122H226ZM248 123V122H247ZM45 125V126H46ZM190 125V124H189ZM220 125V124H219ZM242 125H244V124H242ZM246 125V124H245ZM248 125V124H247ZM73 126V125H72ZM78 126V125H77ZM216 126V125H215ZM43 127V126H42ZM240 127V126H239ZM239 127H237V129L239 128ZM31 128V127H30ZM86 128V127H85ZM217 128V127H216ZM220 128H221V126H220ZM233 128V127H232ZM231 128V129H232ZM250 128H252V127H250ZM250 128H249V130H248V128L246 129V128H244V129H246V130H244L243 131V129H242V131H243V133L242 134H240L239 132H238V134L237 133H235L234 135H229V136H225L226 138L225 139H223L222 141L220 140V142L216 145H214L213 144V146L212 147H210V149H208L207 148V144H209V143H207V144H205V147H206V150L207 151H205L204 150V146H202L203 148V151H205L203 154H201L200 156H198V157H195L194 155V157L196 158L195 160H193L192 161V158H191V163H189L184 169H182V170H179V171H176V179L175 180H173V181H169V182H167L166 184H163L162 182V184L165 186V187H167V186H169V187H171V188H169L167 191H160V190H149L147 187L150 185V181H151V179L157 174V172L164 166V162L165 161H162V162H158L157 164H152V163H149L148 162V156H149V151L151 152V151H154L155 149H154V146H152V147H149V149H147L148 148V146H146L145 148H144V150H142V151H135V152H133V153H131L132 154V156L130 157V156H128L129 158H128V160H127V162H129L128 164H126V165H124L123 167H120L117 171H111V173H107V174H105L104 175V177H103V179L105 178V179H108L109 180V178H113V176L114 175H116V178H115V176H114V178L113 179H115V181H113L115 184H109L108 182V187H110V185H112L110 188V191H109V193H105L104 195H102L101 197H97V200H90L89 198H87L88 199V202H90V203H93L94 204V206L91 208V214H92V218H90V217H88V216H84V217H82L81 216V218H73V219H71L70 221H66L67 223H62V225H58V224H56V225H54L53 226V231H55V232H58L59 233V235H60V232H62V231H65V230H70V231H76V230H78V233H83L87 228H89L90 230L92 229L91 227H96L98 230L100 229V228H98V226H100V225H103V223H108L109 221H112V223L114 222V225L115 226H117L119 229H120V231H119V234H121L122 233V230H123V225H125V223L128 221H133V220H135L137 217H139V215L140 216H142V217H144L143 216V214L144 213H149L150 211L152 212V209H156L157 211H158V216H157V220L159 221H161V219L163 218V217H165L166 216V214L168 215L169 213H167V211H170L171 212V210H170V208L172 207L171 205H170V199L172 198V197H174L175 195H176V214H175V216H176V218H175V216H174V218L175 219H182L183 217H184V219H185V221H186V217L185 216H187L188 214H189V212L191 211V213H192V211L193 210H195L196 212L197 211H199L198 213H200V214H206V213H208V212H213V211H211V203L212 202H214L215 200H213L212 201V199H211V197L212 196H210L209 194L207 195V196H205L204 195V197H203V194H201V192L200 193H198V189L197 190H195V187H194V189L192 188V189H190V188H188V186L190 187V185H188L189 184V182H191L190 180H191V173H193L194 172V170H196V169H201L202 167L204 168V166H206V167H208V165H211L214 161H219L220 162V158H223V156H225L228 152H230V150H232V149H236L238 146H242V145H244L245 143H247V141H252V139L254 140V138H256V140L259 138V136H261L259 139H258V141H259V143L262 145V143H261V140H264L263 138H264V136H263V138H262V131L264 130V118L262 119L261 118V120L260 121H258V123L257 124H255L254 126H253V128L250 130ZM209 129V128H208ZM214 129V131H215V128H213ZM236 130V128H233V130ZM14 130H16V129H14ZM34 130H37L36 128L34 129ZM186 130V129H185ZM221 130V129H220ZM240 130V129H239ZM29 131H31V130H29ZM208 131V130H207ZM206 131V132H207ZM218 131H219V129H218ZM177 132V131H176ZM211 132V131H210ZM222 132V131H221ZM237 132V131H236ZM27 133V132H26ZM80 133V132H79ZM95 133V132H94ZM138 133V132H137ZM203 133V132H202ZM219 133V132H218ZM223 133V132H222ZM222 133L220 134H216L215 135V137L216 136H219L220 138H221V135H222ZM197 134V133H196ZM201 134V133H200ZM200 134H198V135H200ZM208 134H211V133H208L207 132V139H208ZM213 134H214V132H213ZM225 134V133H224ZM223 134V135H224ZM183 135H184V133H183ZM212 135V134H211ZM264 135V134H263ZM28 136V135H27ZM79 136V135H78ZM201 136H203V135H201ZM201 136H199V137H201ZM30 137V136H29ZM185 137V136H184ZM214 137V136H213ZM59 138V137H58ZM65 138H67V137H65ZM178 138V137H177ZM181 138H183V136L181 137ZM219 138V139H220ZM222 138H224V137H222ZM68 139V138H67ZM106 139V138H105ZM200 139V138H199ZM203 139H205V137H203ZM216 139H217V137H216ZM261 139V140H260ZM185 140V138L183 139V141ZM209 140V139H208ZM207 140V141H208ZM211 137H210V142H211ZM101 141V140H100ZM180 141H182V140H180ZM180 141H174V145H175V143H176V153L178 152V151H180L182 148H184V147H186V145L188 144L187 143V141L186 142H184V143H180L179 144V142ZM192 141V140H191ZM206 141V142H207ZM213 142H214V140H212ZM162 142V141H161ZM205 142V143H206ZM216 142V141H215ZM256 142V141H255ZM263 142V141H262ZM34 143V142H33ZM91 143V142H90ZM193 143H197V142H194V140L192 141V145H194L195 146V144H193ZM254 142H252V144H253ZM259 143L258 142H256V143H254L255 144V153H251V154H254V156H253V165L254 164H256L255 162H256V158H258L257 156H258V152L257 151H259L258 150V148H259ZM264 143V142H263ZM24 144V143H23ZM22 144V145H23ZM36 144V143H35ZM78 144V143H77ZM140 144H142V143H140ZM160 144V143H159ZM162 144V143H161ZM198 144V143H197ZM201 144V143H200ZM200 144L198 145V146H200ZM250 144V143H249ZM22 145H20V146H22ZM25 145V144H24ZM190 146H191V144H189ZM188 145V146H189ZM203 145V144H202ZM207 145V146H206ZM247 145V144H246ZM87 146V145H86ZM159 146V145H158ZM210 146V145H209ZM208 146V147H209ZM170 147V146H169ZM201 147V146H200ZM244 147H245V145H244ZM248 147V146H247ZM247 147L245 148L246 150H247ZM262 147H263V145H262ZM138 148V147H137ZM2 149V148H1ZM0 149V154L2 153V150ZM5 149V148H4ZM10 149V148H9ZM160 149H162V146H160ZM260 149H262V148H260ZM197 150V149H196ZM195 150V151H196ZM199 150V149H198ZM197 150V151H198ZM243 150V149H242ZM169 151V150H168ZM202 151V150H201ZM233 151V150H232ZM231 151V152H232ZM60 152V151H59ZM68 152V151H67ZM172 152H175V150H173ZM199 152V151H198ZM262 152V151H261ZM264 152V151H263ZM49 153V152H48ZM123 153V152H122ZM175 153V154H176ZM186 153V152H185ZM233 153L234 152H232V155H233ZM5 154V153H4ZM52 154V153H51ZM56 154V153H55ZM152 154V153H151ZM165 154V153H164ZM179 154V153H178ZM199 154H200V152H199ZM228 154H230V153H228ZM260 154V153H259ZM264 154V153H263ZM152 155H154V154H152ZM161 155V154H160ZM163 155V154H162ZM189 155V154H188ZM262 155V154H261ZM164 156V155H163ZM169 156V155H168ZM177 156V155H176ZM192 156V157H193ZM245 156V155H244ZM247 156V155H246ZM251 156V155H250ZM264 156V155H263ZM51 157V156H50ZM171 157H173V156H171ZM171 157H168V158H171ZM181 157V156H180ZM260 157V156H259ZM166 158V157H165ZM174 158V157H173ZM179 158V157H178ZM183 158V157H182ZM181 158V159H182ZM235 158V157H234ZM245 158V157H244ZM248 158H250V157H248ZM55 159V158H54ZM74 159V158H73ZM152 159V158H151ZM236 159V158H235ZM245 159H247V158H245ZM244 159V160H245ZM51 160V159H50ZM116 160V159H115ZM150 160V159H149ZM158 160H160V159H158ZM171 160V159H170ZM228 160H229V158H228ZM251 160V159H250ZM259 161H261L260 159H258ZM151 161V160H150ZM161 161V160H160ZM166 161H168V160H166ZM234 161V160H233ZM246 161V160H245ZM245 161H243V162H245ZM57 162V161H56ZM110 162V161H109ZM169 162V161H168ZM167 162V163H168ZM172 162H174V159H173V161ZM171 162V163H172ZM185 162V161H184ZM227 162V161H226ZM243 162H242V164H243ZM248 161H246L244 164H246ZM80 163V162H79ZM85 163V162H84ZM155 163V162H154ZM170 163V162H169ZM168 163V164H169ZM170 163V165H171V167H172V164ZM175 163V162H174ZM173 163V164H174ZM221 163H222V161H221ZM241 163V162H240ZM21 164V163H20ZM112 164V163H111ZM215 164V163H214ZM219 164V163H218ZM242 164H240V165H242ZM243 164V165H244ZM247 164H249V163H247ZM101 165V164H100ZM176 165H178V163L176 164ZM184 165H186L185 163H184ZM223 165H224V163H223ZM253 165H251V167L253 166ZM257 165V164H256ZM259 165V164H258ZM59 166V165H58ZM98 166V165H97ZM105 166V165H104ZM173 166H175V165H173ZM227 166V165H226ZM233 166V164L230 166V167H232ZM235 166V165H234ZM246 166V165H245ZM248 166V165H247ZM247 166H246V168H247ZM106 167V166H105ZM165 167V166H164ZM222 167H224V166H222ZM236 167H238L239 168V165L237 166L236 165ZM235 167V168H236ZM241 167V166H240ZM101 168V167H100ZM167 168V167H166ZM173 168V167H172ZM180 168V167H179ZM182 168H183V166H182ZM202 168V169H203ZM213 168H215L214 166H213ZM217 168V167H216ZM237 168V169H238ZM249 168V167H248ZM254 168H256L255 166H254ZM257 168H258V166H257ZM15 166H10L9 168H7L6 170H4L5 172H4V175H6V176H9L10 174H12L14 171H15ZM20 169V168H19ZM64 169V168H63ZM99 169V168H98ZM171 169V168H170ZM181 169V168H180ZM199 169V170H200ZM207 169V168H206ZM205 169V170H206ZM245 169V168H244ZM244 169H243V172H246V171H244ZM17 170V169H16ZM94 171H95V169H93ZM204 170V172L206 173V171ZM209 170V169H208ZM211 170V169H210ZM213 170H215L216 171V169H213ZM217 170L219 171V169L217 168ZM228 170V169H227ZM252 170V169H251ZM64 171V170H63ZM94 171H92V172H94ZM100 171H102V170H100ZM167 171V170H166ZM173 171H175V170H173ZM198 171V170H197ZM196 171V172H197ZM212 171V170H211ZM242 171V170H241ZM97 172H99V171H95V173L97 174ZM110 172V171H109ZM165 172V171H164ZM208 172V171H207ZM214 172V171H213ZM220 172H221V170H220ZM228 172V171H227ZM253 172V171H252ZM252 172H251V176L252 175H254V173L252 174ZM254 172H258V170L256 171V170H254ZM94 173V174H95ZM167 173V172H166ZM200 173V172H199ZM203 173V172H202ZM209 173V172H208ZM207 173V174H208ZM229 173H230V171H229ZM247 173V175H248V171L246 172ZM255 173V174H256ZM259 173V172H258ZM17 174V173H16ZM174 174V175H175ZM193 174H195V172L193 173ZM264 174V173H263ZM92 175V174H91ZM196 175V174H195ZM194 175V176H195ZM203 175V174H202ZM227 175H228V173H227ZM246 175V174H245ZM262 175V174H261ZM261 175L259 176V179L261 178ZM159 176V175H158ZM198 176V175H197ZM210 175H208V177H209ZM223 176H225V174L223 175ZM229 176V175H228ZM227 176V177H228ZM250 176V175H249ZM250 176V177H251ZM3 177V176H2ZM205 177H207V176H205ZM226 177V178H227ZM231 176H229V178H230ZM200 178V177H199ZM220 178H222L221 176H220ZM223 178H225V177H223ZM233 178H234V176H233ZM233 178L231 177L230 178V180H231V182L233 181ZM247 178H249V177H247ZM258 178V177H257ZM264 178V177H263ZM78 179V178H77ZM101 179V178H100ZM112 179V180H113ZM160 179V178H159ZM162 179V178H161ZM171 179V178H170ZM204 179H207V178H204ZM214 179V178H213ZM235 179V178H234ZM252 178H250V180H251ZM111 180V181H112ZM157 180V179H156ZM162 180H164V179H162ZM168 180V179H167ZM197 180V179H196ZM199 180V179H198ZM201 180H203V179H201ZM220 180H222V179H220ZM227 180H228V178H227ZM256 180H258V179H256ZM72 181V180H71ZM73 181H74V179H73ZM72 181V182H73ZM75 181H76V179H75ZM74 181V182H75ZM102 181V180H101ZM105 181H107V180H105ZM157 181H160V180H157ZM194 181V180H193ZM209 181V179H207V181L206 182H208ZM236 181V180H235ZM248 180H246V182H247ZM71 182V183H72ZM110 182V181H109ZM153 182V181H152ZM176 182V183H175ZM228 181H226V183H227ZM234 182V181H233ZM245 182V183H246ZM251 183H252V181H250ZM255 182V181H254ZM253 182V183H254ZM203 183H204V181H203ZM209 183V182H208ZM214 183V182H213ZM259 183V182H258ZM155 184V183H154ZM156 184H159V182L158 183H156ZM162 184H160V185H162ZM193 184H196V182L194 183L193 182ZM192 184V185H193ZM238 184V183H237ZM244 184V183H243ZM250 184V183H249ZM248 184V182H247V184H245L246 186H248L249 185ZM255 184V183H254ZM65 185V184H64ZM72 185V184H71ZM153 185V184H152ZM202 184L200 183V186H201ZM253 185V184H252ZM252 185L250 184V186L247 188V189H245V190H243L244 189V187H242V190L244 191V198H246V201H247V205L249 206V208L250 207H252V208H254L255 207V204H254V202H255V197H256V195H258V194H261V193H258V194H256L255 195V197H254V188L252 187ZM257 185V184H256ZM65 186H67L68 187V185H65ZM101 186V185H100ZM105 186H106V184H105ZM154 186V185H153ZM164 186H162V188L164 187ZM193 186H196V185H193ZM223 187H225L224 185H222ZM241 186H244V185H241ZM264 186V185H263ZM63 187V186H62ZM155 187V186H154ZM176 187V194H174V191H173V189ZM198 187V186H197ZM214 187V186H213ZM240 187V186H239ZM59 188V187H58ZM66 187H64V189H65ZM81 188V187H80ZM147 188V190H149V191H144L145 189ZM200 188V187H199ZM203 188H205V187H203ZM206 188H208V186L206 187ZM216 188H218V187H215V190L216 191H214L213 193H214V196H216V194H217V192L220 190V189H216ZM233 188H235V187H233ZM241 188V187H240ZM255 188H256V186H255ZM262 188V187H261ZM108 190H109V188H107ZM156 189V188H155ZM201 189V188H200ZM209 189V192L208 193H210L211 194V192H210V188H208ZM46 190V189H45ZM57 190V189H56ZM67 190V189H66ZM78 190H80V189H77V191ZM82 190V189H81ZM80 190V191H81ZM108 190H105V191H108ZM203 190V189H202ZM214 190V189H213ZM222 190V189H221ZM226 190V189H225ZM230 190V189H229ZM234 190V189H233ZM237 190V189H236ZM256 190H259L258 192H260L261 190H260V188L259 189H256ZM255 190V191H256ZM41 191V190H40ZM65 191V190H64ZM200 191V190H199ZM204 191L206 192V190L204 189ZM203 191V192H204ZM228 190H226L225 192H227ZM238 191V190H237ZM236 191V192H237ZM58 192H60V191H58ZM223 192V191H222ZM222 192H220V194L222 193ZM233 192V191H232ZM235 192V191H234ZM233 192V193H234ZM234 193V194H236L237 195V193ZM257 192V191H256ZM81 193H83L82 191H81ZM81 193H79V195L81 194ZM230 193H231V191H230ZM28 194V193H27ZM65 194V193H64ZM78 194V193H77ZM85 194V193H84ZM205 194V193H204ZM207 194V193H206ZM222 194H224V193H222ZM221 194V195H222ZM227 194H229V191H228V193ZM226 194V195H227ZM232 194V193H231ZM243 194V193H242ZM73 195H74V193H72V191H69V192H67L66 193V199H73ZM75 195H76V193H75ZM78 195V196H79ZM89 195V194H88ZM213 195V194H212ZM43 196V195H42ZM218 196H220L219 194H218ZM217 196V197H218ZM223 196H225V195H223ZM228 196V195H227ZM239 196V195H238ZM240 196H242V195H240ZM80 197V196H79ZM91 197V196H90ZM234 197H236V196H234ZM259 198H260V195L258 196ZM64 198V199H65ZM225 198V197H224ZM230 198V197H229ZM229 198H228V202H229ZM231 198H232V195H231ZM230 198V200H232ZM238 198H240V197H238ZM238 198H237V200H238ZM243 198V199H244ZM63 199V198H62ZM65 199V200H66ZM75 199L77 200V198L75 197ZM145 199H147V201L145 200ZM181 199V200H180ZM215 199V198H214ZM227 199V198H226ZM256 199H257V197H256ZM142 200H145L147 203H145L144 201H142ZM234 200H236L235 198H234ZM236 200V202H238ZM258 200V199H257ZM261 200V199H260ZM260 200H258V201H260ZM19 201V200H18ZM62 201H64V200H61V202ZM69 201V200H68ZM68 201H65V202H68ZM71 201V200H70ZM74 201V200H73ZM180 201H182V202H180ZM210 201H212V202H210ZM223 201V200H222ZM243 201H245V199L243 200ZM29 202V201H28ZM60 202V200H59V203H61ZM87 202V201H86ZM142 202H144L145 203V206H143L142 205V207H138L139 206V204L140 203H142ZM175 202V201H174ZM33 203H35V202H33ZM71 203H73V202H71ZM75 203V202H74ZM74 203H73V206H74ZM96 203V204H95ZM215 203V202H214ZM62 204V203H61ZM64 204V203H63ZM147 204V205H146ZM244 204H246L245 202H244ZM243 204V205H244ZM29 205V204H28ZM36 205V204H35ZM91 205V204H90ZM90 205H89V207L88 208H90ZM217 205V204H216ZM223 205V204H222ZM237 205V204H236ZM240 205V204H239ZM242 205V204H241ZM81 206V205H80ZM85 206V205H84ZM87 206H88V204H87ZM220 206V205H219ZM75 207V206H74ZM83 207V206H82ZM220 207H223V206H220ZM220 207H219V209H220ZM225 207V206H224ZM223 207V208H224ZM236 207V206H235ZM67 208V207H66ZM226 208V207H225ZM224 208V209H225ZM237 208V207H236ZM18 209V208H17ZM68 209V208H67ZM171 209H173V208H171ZM209 209H210V211H209ZM218 209V210H219ZM228 209H230L229 208V206H228ZM51 210H52V208H51ZM66 210V209H65ZM64 210V211H65ZM69 210V209H68ZM81 210V209H80ZM175 210V209H174ZM234 210V209H233ZM247 210V209H246ZM35 211H37V210H35ZM48 211V210H47ZM154 211V210H153ZM220 211H221V209H220ZM222 211H225V210H222ZM20 212V211H19ZM33 212V211H32ZM83 211L81 210V212H79L80 213V215H81V213H82ZM88 212V211H87ZM174 212V211H173ZM233 212V211H232ZM43 213V212H42ZM48 213V212H47ZM58 213V212H57ZM66 213H67V210H66ZM66 213H64V215L66 214ZM89 213V212H88ZM214 213V212H213ZM215 213H217V212H215ZM219 213H221V212H219ZM219 213H217V214H219ZM223 213V212H222ZM221 213V214H222ZM1 214V213H0ZM83 214V213H82ZM172 214V213H171ZM170 214V215H171ZM224 214H227L226 213V211H225V213ZM229 214V213H228ZM259 214V213H258ZM8 215V214H7ZM16 215V214H15ZM24 215V214H23ZM58 215V214H57ZM76 215V214H75ZM85 215V214H84ZM151 215V214H150ZM190 215H193V214H190ZM189 215V216H190ZM215 215V214H214ZM74 216V215H73ZM145 216H147V215H145ZM153 216V215H152ZM152 216H150L151 218L150 219H153L152 218ZM155 216H156V214H155ZM169 216V215H168ZM172 216V215H171ZM194 216V215H193ZM200 216V215H199ZM218 216H220L219 218H223L224 217V215L222 216V215H218ZM222 216V217H221ZM251 216V215H250ZM25 217V216H24ZM170 217V216H169ZM173 217V216H172ZM171 217V218H172ZM225 217H227V216H225ZM263 217V216H262ZM258 218V217H255V216H252L249 220H247L246 218H245V221L247 220V222L245 223H243V222H240V223H243V224H241V225H239V226H237V227H234V228H231V229H229V230H225V231H223L222 230V232H220L221 234L219 235V236H217V234H214V235H212V236H209V235H206V233H207V231H205L206 233H205V236L204 235H200L201 233H199V235L200 236H197L198 234H195V236H181V235H176V239H174L173 240V238L171 239V240H169V241H164V240H162V241H164V242H145V243H143L142 244V246L141 247H138L137 249H135V247H137V246H131L130 247V249H126V250H124V248H125V245H124V247L123 246H121V245H119V244H117V243H112V242H110V240H111V236H112V229L110 230L109 228H108V230H110V232H106V237H101V240L103 239H105L104 241H103V243H100V244H95V245H93V246H91V247H89V248H87L86 249V251H84L85 253L84 254H81V255H79L78 256V258H76V256H74L75 257V259L76 260H72V259H70V263H69V261L67 262V263H65V262H63V260L66 258V257H68V256H66L65 257V255H64V257L65 258H63V260H62V262H63V264L65 263V264H106L107 263V261L109 260V259H111V258H114L115 259V257H117L118 255H121V254H130L131 253V256H132V253H134V252H139V251H144V250H146V251H148L147 252V254L149 253V252H153V250L154 249H170V248H176V251L177 250H183V251H189V253H187V255H185V252H183L184 254V256H182V254L179 256H177V258H176V264H264V217L263 218ZM42 218V217H41ZM44 218H46V217H44ZM52 218V217H51ZM57 218V217H56ZM149 218V217H148ZM166 218H168V217H166ZM195 218V217H194ZM201 218V217H200ZM241 218H243V217H241ZM139 219V218H138ZM146 219H147V217H146ZM170 219V218H169ZM203 219V218H202ZM211 219V218H210ZM164 220V219H163ZM166 220V219H165ZM171 220V219H170ZM188 220H191V219H188ZM187 220V221H188ZM193 220V219H192ZM191 220V221H192ZM204 220H206V219H204ZM212 220V219H211ZM243 220V219H242ZM54 221H56V220H54ZM136 221V220H135ZM134 221V222H135ZM140 221H142V220H140ZM146 221V220H145ZM156 221V220H155ZM181 221V220H180ZM180 221H179V223H180ZM191 221H190V223H191ZM196 221V220H195ZM218 221H221L222 222V220H218ZM45 222V221H44ZM52 222V221H51ZM51 222H50V225H51ZM58 222V221H57ZM56 222V223H57ZM133 222V223H134ZM147 222V221H146ZM152 222V221H151ZM166 222V221H165ZM176 222V221H175ZM198 222H199V224H200V220H198ZM202 222L204 223V221L202 220ZM205 222H207V221H205ZM53 223L54 222H52V225H53ZM59 223V222H58ZM178 223V224H179ZM209 223V222H208ZM212 223V222H211ZM232 223V222H231ZM100 224V225H99ZM145 224V223H144ZM154 224H156V223H154ZM159 224V223H158ZM192 224V223H191ZM198 224V225H199ZM202 224V223H201ZM219 224H220V222H219ZM109 225H111L112 226V224H108V226ZM135 225L136 224H134V227H135ZM137 225H139L140 226V222L137 224ZM136 225V226H137ZM152 225V224H151ZM151 225H149V226H151ZM161 225V224H160ZM181 225V223L179 224V225H177V222H176V228H177V226L179 227ZM186 225H188V224H186ZM193 225V226H192ZM191 226L192 227H194L195 225H194V222H193V224H192ZM196 225H197V222H196ZM197 225V228L196 227H194V228H196V229H198L200 226H198ZM221 225V224H220ZM227 225V224H226ZM238 225V224H237ZM49 226V225H48ZM115 226H113V227H115ZM126 226H127V224H126ZM132 226H133V224H132ZM159 226V225H158ZM183 226H185V225H183ZM209 226V225H208ZM207 226V227H208ZM222 226V225H221ZM223 226H224V224H223ZM44 227V226H43ZM130 227V226H129ZM146 227V226H145ZM151 227H154L153 225L151 226ZM104 228H105V226H104ZM107 228V227H106ZM105 228V229H106ZM155 228V227H154ZM154 228H152L153 230H154ZM157 228V230H159L158 228L159 227H156ZM218 228V227H217ZM223 228V227H222ZM221 228V229H222ZM149 229H150V227H149ZM162 229V228H161ZM193 229V228H192ZM201 229V228H200ZM224 229H226V228H224ZM50 230H51V228H50ZM156 230V229H155ZM189 230H190V227H189ZM199 230V229H198ZM89 231V230H88ZM96 231V230H95ZM105 231V230H104ZM161 231V230H160ZM175 231V230H174ZM191 231V230H190ZM194 231V229L192 230V233H194L193 232ZM197 231V230H196ZM213 231H215V229H213ZM47 232V231H46ZM115 232V231H114ZM125 232H128V231H125ZM124 232V233H125ZM172 232V231H171ZM189 232V231H188ZM199 232V231H198ZM200 232H203V231H200ZM209 232V231H208ZM51 233V232H50ZM67 233V232H66ZM65 233V234H66ZM69 233V232H68ZM94 233H96V232H94ZM150 233H152V231L150 232ZM163 233V232H162ZM197 233V232H196ZM216 233V232H215ZM219 233V232H218ZM3 234V233H2ZM1 234V235H2ZM12 234V233H11ZM63 234V233H62ZM85 234V233H84ZM96 234H98V233H96ZM95 234V235H96ZM103 234H104V232H103ZM127 234V233H126ZM132 234V233H131ZM137 234V233H136ZM143 234H145V232L143 233ZM188 234H190V233H188ZM204 234V233H203ZM208 234V233H207ZM69 235V234H68ZM83 235V234H82ZM81 235V236H82ZM86 235V234H85ZM85 235H83V237L85 236ZM87 235H89V234H87ZM94 235V236H95ZM98 235H100V234H98ZM97 235V236H98ZM133 235V234H132ZM147 235V234H146ZM191 235V234H190ZM194 235V234H193ZM53 236V235H52ZM67 236V235H66ZM79 236H80V234H79ZM92 236V235H91ZM96 236V237H97ZM122 236V235H121ZM126 236V235H125ZM152 236V235H151ZM156 236H158V235H156ZM169 236V235H168ZM167 236V237H168ZM51 237V236H50ZM71 237V236H70ZM69 237V238H70ZM74 237V236H73ZM73 237H71L72 239H73ZM117 237H118V235H117ZM130 237V236H129ZM160 237V236H159ZM173 237V236H172ZM11 238V237H10ZM85 238V237H84ZM100 238V237H99ZM116 238V237H115ZM118 238H120V235H119V237ZM117 238V239H118ZM122 238V237H121ZM126 238V237H125ZM124 238V239H125ZM131 238V237H130ZM137 238V237H136ZM161 238V237H160ZM169 238V237H168ZM5 239V238H4ZM14 239V238H13ZM46 239V238H45ZM81 239V238H80ZM93 239V238H92ZM132 239V241H133V237L131 238ZM0 240H2L1 238H0ZM27 240V239H26ZM36 240V239H35ZM38 240V239H37ZM83 240V239H82ZM82 240H80V243H81V241ZM114 240V239H113ZM119 240V239H118ZM44 241V240H43ZM68 241V240H67ZM92 241V240H91ZM129 241H131V240H129ZM69 242V241H68ZM97 242V241H96ZM138 242V241H137ZM1 243H2V241H1ZM0 243V244H1ZM40 243V242H39ZM57 243V242H56ZM71 243V242H70ZM78 243V242H77ZM88 243V242H87ZM95 243V242H94ZM134 243V242H133ZM140 243H142V242H140ZM8 244V240H4V242H3V244H1L2 246H5V245H7ZM16 244V243H15ZM46 244V243H45ZM67 244V243H66ZM74 243L72 242V245H73ZM85 244V243H84ZM83 244V245H84ZM93 244V243H92ZM59 245V244H58ZM69 245V244H68ZM75 245V244H74ZM73 245V246H74ZM80 245V244H79ZM130 245H131V242H130ZM135 245V244H134ZM12 246H14V244L12 245ZM26 246V245H25ZM24 246V247H25ZM52 246V245H51ZM76 246V245H75ZM127 246H128V244H127ZM11 247V246H10ZM18 247V246H17ZM33 247V246H32ZM84 247V246H83ZM88 247V246H87ZM11 248H13V247H11ZM29 248H30V246H29ZM56 248V247H55ZM66 248V247H65ZM129 248V247H128ZM6 249H8V248H6ZM21 250L20 251H22L23 249H22V247L20 248ZM33 249H34V247H33ZM27 250H30V249H27ZM84 250H85V248H84ZM171 250V249H170ZM17 251H19V250H17ZM26 251V250H25ZM36 251H38V250H36L35 249V251H33L34 252V254L36 253ZM53 251H55V250H53ZM57 251V250H56ZM81 251V250H80ZM158 251V250H157ZM160 251V250H159ZM158 251V252H159ZM22 252H24V251H22ZM161 252V251H160ZM164 252V251H163ZM171 252V251H170ZM27 253H28V251H27ZM42 254H43V252H41ZM165 253V252H164ZM11 254V253H10ZM23 254V253H22ZM24 254H25V259H27L28 260V258L29 257H27L26 258V252H24ZM62 254V253H61ZM135 254V253H134ZM133 254V255H134ZM143 254V253H142ZM175 254H177V253H175ZM30 255V254H29ZM29 255H27V256H29ZM69 255V254H68ZM71 255V254H70ZM156 255V254H155ZM165 255H166V253H165ZM3 256V255H2ZM18 256H19V254H18ZM17 256V257H18ZM23 256V255H22ZM33 257H35L34 255H32ZM41 256V255H40ZM40 256H37L39 259L41 258L42 259V256L40 257ZM50 256V255H49ZM73 256V255H72ZM122 256V255H121ZM125 256V255H124ZM127 256V255H126ZM126 256L124 257V258H126ZM136 256V255H135ZM160 256V255H159ZM172 256V255H171ZM174 256V255H173ZM14 257V256H13ZM16 257V258H17ZM33 257H31V258H33ZM45 257V256H44ZM73 257V258H74ZM137 257V256H136ZM38 258H37V260H38ZM61 258V257H60ZM40 259V260H41ZM48 259V258H47ZM54 259V258H53ZM62 259V258H61ZM113 259V260H114ZM117 260H118V258H116ZM127 259V258H126ZM137 259V258H136ZM16 260V259H15ZM15 260H14V262H15ZM21 260V259H20ZM32 260V259H31ZM35 260H36V257H35ZM57 260H58V258H57ZM60 260V259H59ZM125 260V259H124ZM175 260V259H174ZM28 261H30V259L28 260ZM39 261V260H38ZM42 261V260H41ZM47 261V260H46ZM51 261V260H50ZM65 261V260H64ZM67 261V260H66ZM5 262V261H4ZM13 262V261H12ZM18 262V261H17ZM23 261L21 260V263H22ZM49 262V261H48ZM57 263L59 262V261H56ZM62 262H60V263H62ZM139 262V261H138ZM157 262V261H156ZM16 263V262H15ZM26 262H24L23 264H25ZM29 263V262H28ZM27 263V264H28ZM39 263V262H38ZM41 263V262H40ZM47 263V262H46ZM55 263V262H54ZM59 263V264H60ZM109 263V262H108ZM107 263V264H108ZM135 263V262H134ZM161 263V262H160ZM14 264V263H13ZM29 264H32V263H29ZM34 264V263H33ZM110 264V263H109Z\"/></svg>", "mask_w": 264, "mask_h": 264}]
</instances>
